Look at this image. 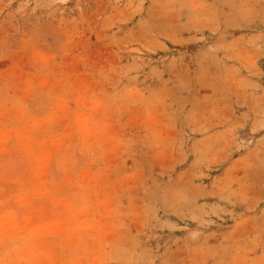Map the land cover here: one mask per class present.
<instances>
[{"label": "rangeland", "instance_id": "obj_1", "mask_svg": "<svg viewBox=\"0 0 264 264\" xmlns=\"http://www.w3.org/2000/svg\"><path fill=\"white\" fill-rule=\"evenodd\" d=\"M0 264H264V0H0Z\"/></svg>", "mask_w": 264, "mask_h": 264}]
</instances>
